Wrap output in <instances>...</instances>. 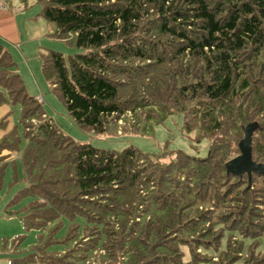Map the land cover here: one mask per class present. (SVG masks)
Returning <instances> with one entry per match:
<instances>
[{
	"label": "trees",
	"instance_id": "16d2710c",
	"mask_svg": "<svg viewBox=\"0 0 264 264\" xmlns=\"http://www.w3.org/2000/svg\"><path fill=\"white\" fill-rule=\"evenodd\" d=\"M37 1L54 36L83 49L40 51L79 127L147 134L179 114L208 144L194 156L76 143L0 41V104H20L22 127L0 138V184L21 166L24 226L43 232L21 255L17 238L9 264H264V174L225 166L248 126L264 164V0Z\"/></svg>",
	"mask_w": 264,
	"mask_h": 264
},
{
	"label": "rangeland",
	"instance_id": "374dc122",
	"mask_svg": "<svg viewBox=\"0 0 264 264\" xmlns=\"http://www.w3.org/2000/svg\"><path fill=\"white\" fill-rule=\"evenodd\" d=\"M12 3L15 8H18V5L22 7L23 4L25 13L21 15V18L26 17L29 25L22 28L24 33L21 32L19 43L5 42L3 44L17 62V69L24 81L26 92L40 100L46 115L65 135L76 143L85 142L103 149L119 150L125 146L133 145L150 153L159 152L161 148L165 147L172 152L181 150L194 156L206 154L207 141L201 140L200 143L191 141L189 138L191 135H187L181 128V115L179 114L169 116L162 123L155 124L147 134H124L120 127L123 124L120 121L116 132L104 134H95L79 127L66 112L63 104L52 91L49 82L44 78L41 71L40 51L56 50L67 55L81 52L83 49L54 36L55 24L37 14L41 8L37 0H12ZM0 105L8 106L10 109L5 117L2 118L0 115V123L4 120V127L8 124L10 129L16 125L17 131L21 133L20 104L17 102L16 104L4 103ZM4 127L1 125L0 130H4ZM24 142L25 140L22 144ZM3 153L5 152L3 151ZM13 170L11 165L4 168L0 184V197L3 198L2 213H0V248L2 247L1 250L6 252L2 264H9L12 247L16 246L14 245L16 240L19 239L18 255H21V251H28L39 241L40 236H43V232L40 230L27 229L24 226L23 208L31 198L30 196L23 198L18 196V191L25 185V181L19 164L16 168V178H14ZM2 234L7 239H3Z\"/></svg>",
	"mask_w": 264,
	"mask_h": 264
},
{
	"label": "crops",
	"instance_id": "0c3cea01",
	"mask_svg": "<svg viewBox=\"0 0 264 264\" xmlns=\"http://www.w3.org/2000/svg\"><path fill=\"white\" fill-rule=\"evenodd\" d=\"M13 5L14 4L12 3V0H0V41L2 43L5 42L9 44L19 43L21 39V32L24 33L22 28H25L26 25L27 26L29 25L26 17L21 18V15L25 13V7H23V4L22 7L18 5L17 6L18 8H15ZM9 111L10 109L8 106L0 105V115L2 116V118L5 117ZM9 130L10 127L7 124L4 130H0V138L4 134H6ZM4 152H5L4 154L9 153L8 151H4ZM2 199L3 198L0 197V213H2L1 212ZM1 237H3V239H7V237L5 235L3 236V234L1 235ZM1 248H0V264L3 263L4 257L6 256L5 250L2 251Z\"/></svg>",
	"mask_w": 264,
	"mask_h": 264
},
{
	"label": "water",
	"instance_id": "95a60500",
	"mask_svg": "<svg viewBox=\"0 0 264 264\" xmlns=\"http://www.w3.org/2000/svg\"><path fill=\"white\" fill-rule=\"evenodd\" d=\"M251 128L248 126L245 129V137L239 142L240 153L226 162L227 171L234 174L247 173L248 177L252 172L264 174V164L254 162L251 157Z\"/></svg>",
	"mask_w": 264,
	"mask_h": 264
}]
</instances>
